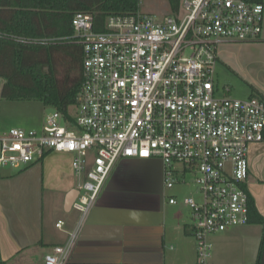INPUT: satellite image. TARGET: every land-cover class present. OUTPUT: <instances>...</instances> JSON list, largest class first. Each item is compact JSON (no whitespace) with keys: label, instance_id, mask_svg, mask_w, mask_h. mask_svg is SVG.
<instances>
[{"label":"built area","instance_id":"2783aa9c","mask_svg":"<svg viewBox=\"0 0 264 264\" xmlns=\"http://www.w3.org/2000/svg\"><path fill=\"white\" fill-rule=\"evenodd\" d=\"M72 28L67 40L81 45L84 54L74 121L54 110L42 131L11 128L0 134L1 168L23 169L48 153L73 156V210L80 220L41 264H69L82 226L124 159L160 160L167 189L179 182L178 171L194 175L202 200L184 203L192 213L197 264H209L210 237L249 224V196L242 186L250 175V146L264 142V100L219 94L218 45L261 39L264 4L181 0L176 14L111 16L103 31H97L94 15L79 12Z\"/></svg>","mask_w":264,"mask_h":264},{"label":"crops","instance_id":"0c3cea01","mask_svg":"<svg viewBox=\"0 0 264 264\" xmlns=\"http://www.w3.org/2000/svg\"><path fill=\"white\" fill-rule=\"evenodd\" d=\"M168 6L164 14L155 15H169V1ZM252 43L264 53V31L261 39ZM233 44L236 43L223 41L218 45L217 65L225 54L223 49ZM216 84L221 96L230 94L217 79ZM3 85L2 80L0 92ZM37 124L31 130L42 131L45 118ZM11 128L22 127L0 126L2 131ZM248 158L250 175L246 186L264 216V142L252 144ZM66 161L72 168L71 154L50 153L23 169L0 168V260L41 264L44 256L64 244L76 229L79 213L75 211L72 217L73 208L70 212L64 209L67 195L77 189L74 171L72 181V176L68 180V173L61 168L60 162ZM187 174L178 171V183H184ZM176 186L165 187L160 160L119 161L79 232L69 264H197L192 213L184 203L194 197L179 200L172 191L168 192ZM170 199L177 203L171 204ZM59 221L65 223L63 229L57 227ZM263 232L262 225L253 223L212 235L214 251L209 264H256Z\"/></svg>","mask_w":264,"mask_h":264},{"label":"trees","instance_id":"16d2710c","mask_svg":"<svg viewBox=\"0 0 264 264\" xmlns=\"http://www.w3.org/2000/svg\"><path fill=\"white\" fill-rule=\"evenodd\" d=\"M168 1L172 13H178L181 0ZM140 6L141 0H0L2 99L39 101L73 122L70 108L78 104L84 59L83 47L67 40L73 34L74 15H94L97 31H103L107 18L137 13ZM39 39L66 40L36 43ZM242 187L249 196V224L264 227V216L258 212L246 183ZM0 264L10 263L0 260ZM256 264H264V232Z\"/></svg>","mask_w":264,"mask_h":264},{"label":"rangeland","instance_id":"374dc122","mask_svg":"<svg viewBox=\"0 0 264 264\" xmlns=\"http://www.w3.org/2000/svg\"><path fill=\"white\" fill-rule=\"evenodd\" d=\"M168 7V0H141L140 11L162 15L168 11ZM169 13L171 14L172 10ZM235 43L223 49L225 54L221 56V62L217 65V82H219L221 88L229 89L231 94L229 95L236 99L246 100L252 95H264V53L256 48L252 42ZM76 107L77 105L70 108L73 115L76 112ZM52 111V108L44 107L39 101H9L2 99L0 92V120L3 121L0 122V126L11 124V126L18 125L25 130H31L37 128L35 124L39 123L42 118L44 119ZM4 132L6 131L0 129V134ZM70 164L67 161L60 162L62 170L68 173V180H71V175L72 181H75L73 180L75 177ZM46 173L49 175L50 170L47 169ZM193 179V174H187L185 184L178 183L177 186L175 185V189L168 192L172 191L171 194L178 196L179 200L193 196L196 201H200L202 197H200L196 185L192 182ZM64 181H66V175ZM74 212L72 217L75 215ZM76 220L79 221L80 219ZM78 221H76V224Z\"/></svg>","mask_w":264,"mask_h":264},{"label":"water","instance_id":"95a60500","mask_svg":"<svg viewBox=\"0 0 264 264\" xmlns=\"http://www.w3.org/2000/svg\"><path fill=\"white\" fill-rule=\"evenodd\" d=\"M78 197V190L74 189L72 190L66 197L65 203H64V209L67 212H70L73 208V205Z\"/></svg>","mask_w":264,"mask_h":264}]
</instances>
